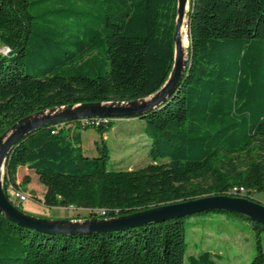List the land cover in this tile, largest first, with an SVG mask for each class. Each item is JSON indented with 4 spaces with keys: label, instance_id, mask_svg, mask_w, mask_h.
<instances>
[{
    "label": "trees",
    "instance_id": "trees-1",
    "mask_svg": "<svg viewBox=\"0 0 264 264\" xmlns=\"http://www.w3.org/2000/svg\"><path fill=\"white\" fill-rule=\"evenodd\" d=\"M177 10L178 0H0V46L7 48L0 53V138L45 110L156 93L173 68ZM186 24L187 59L176 90L132 116L143 120L149 164L108 168L104 136L113 117L47 123L6 155V197L8 183L30 182L29 175L8 180L21 166L48 177L45 206L73 205L92 219L239 196L233 188L251 199L264 192V0H188ZM88 128L100 135L96 156L82 150L81 130ZM211 213L248 223L255 252L246 264H264V224L225 211L73 234L22 227L0 212V264H183L186 219ZM214 256L221 257L202 250L186 259L218 264Z\"/></svg>",
    "mask_w": 264,
    "mask_h": 264
},
{
    "label": "rangeland",
    "instance_id": "rangeland-1",
    "mask_svg": "<svg viewBox=\"0 0 264 264\" xmlns=\"http://www.w3.org/2000/svg\"><path fill=\"white\" fill-rule=\"evenodd\" d=\"M187 9L188 0L185 12ZM184 16L183 23L186 22V13ZM181 36L180 53L183 62H185L187 59L188 36ZM0 53L6 54L7 48L0 46ZM155 98L156 94L154 93L145 99H138L135 106L144 104L149 105ZM121 105L125 107L128 106L125 102ZM77 107L78 106H74L73 109H76ZM66 110L67 107L65 106L53 110H46L33 116L32 119L60 115ZM63 124L69 125L71 128L73 127V123L69 121L63 122ZM8 134L5 137H7ZM104 139L109 150L107 166L110 169H137L151 162V159L148 156L150 140L143 131V120L140 118H115L113 126L105 133ZM99 141L100 135L94 128L81 130V146L85 155L96 156L98 154L96 142ZM166 160L167 159H159V161ZM4 175H7L5 168H3L2 171V183ZM24 175H29V183L25 185L24 183H21L16 187L11 183H8L6 188V191L10 192L13 187L18 192L29 197L20 205V208L24 212L36 217H51L67 222L70 221L72 215L86 214L85 210L76 207L45 206L40 202L39 196H41L46 189L48 177L46 175L38 174L26 166H21L16 171L11 172L8 180L20 183ZM253 198L264 203V192L254 193ZM191 221L193 224L190 223ZM186 225L188 250L185 254L183 264H188L186 258L189 254L196 255L202 250H209L213 254H219L221 256L220 258L214 256L218 264H246L250 261L255 252L253 232L249 224L246 222L228 218L220 213H211L209 215L204 214L187 218Z\"/></svg>",
    "mask_w": 264,
    "mask_h": 264
},
{
    "label": "water",
    "instance_id": "water-1",
    "mask_svg": "<svg viewBox=\"0 0 264 264\" xmlns=\"http://www.w3.org/2000/svg\"><path fill=\"white\" fill-rule=\"evenodd\" d=\"M186 4L187 0H178L177 18L174 29L175 52L173 68L164 85L155 93L156 98L151 104L135 106L137 100H133L125 102L128 104L126 107L121 105L124 102H98L89 105H69L65 106L67 107V110L60 115L44 116L41 119L32 120H30V118L38 114L25 117L17 126H14L2 135L0 138V212L10 222L48 234H73L93 231L102 232L107 230H121L141 226L150 222H161L167 219L184 217L201 212L225 211L245 215L252 221L264 224V203L251 198L239 196L206 195L153 206L118 217L103 219H72L67 222L30 215L18 209L12 202H10L3 191L2 168L4 167L6 155L12 146L27 133L44 124L56 123L68 119L88 117H132L163 101L176 90L186 65V61L183 62L180 53V31L183 23V16L187 12H185ZM74 106L78 107L73 109ZM7 134L8 136L5 137Z\"/></svg>",
    "mask_w": 264,
    "mask_h": 264
},
{
    "label": "built area",
    "instance_id": "built-area-1",
    "mask_svg": "<svg viewBox=\"0 0 264 264\" xmlns=\"http://www.w3.org/2000/svg\"><path fill=\"white\" fill-rule=\"evenodd\" d=\"M237 191L239 192L238 194H237ZM244 191L245 190L242 187L239 188V189L233 188L231 190V194L232 195L243 196L244 195ZM8 195H9V197H8L9 201L12 202L15 206H20L23 201H25L27 198H29L26 195H24V194L18 192L17 190H15L13 187H12V190L10 192H8ZM69 207L75 208V206H73V205H70Z\"/></svg>",
    "mask_w": 264,
    "mask_h": 264
},
{
    "label": "bare ground",
    "instance_id": "bare-ground-1",
    "mask_svg": "<svg viewBox=\"0 0 264 264\" xmlns=\"http://www.w3.org/2000/svg\"><path fill=\"white\" fill-rule=\"evenodd\" d=\"M184 17L183 16V20H184ZM181 31H180V36L183 35V36H186L187 35V24L186 22L185 23H182V26H181ZM182 37V36H181ZM145 99V98H144ZM30 120H32V118H30ZM4 168V167H3ZM3 168H2V171H3Z\"/></svg>",
    "mask_w": 264,
    "mask_h": 264
},
{
    "label": "crops",
    "instance_id": "crops-1",
    "mask_svg": "<svg viewBox=\"0 0 264 264\" xmlns=\"http://www.w3.org/2000/svg\"><path fill=\"white\" fill-rule=\"evenodd\" d=\"M105 137V136H104ZM43 194H44V192L42 193V195L41 196H39V199H40V202H41V198H42V196H43ZM81 209V208H80ZM83 210H85V209H83ZM85 211H87V210H85ZM77 216V215H76ZM76 216H74V215H72L71 216V218H70V220H72V219H89V218H84L82 215H80V214H78V216H80V218H77ZM49 219H54V218H51V217H49Z\"/></svg>",
    "mask_w": 264,
    "mask_h": 264
}]
</instances>
